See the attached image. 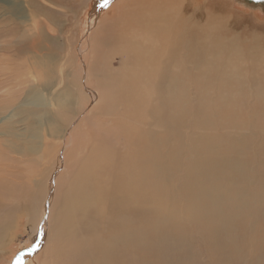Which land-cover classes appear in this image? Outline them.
Listing matches in <instances>:
<instances>
[{
  "label": "bare ground",
  "instance_id": "1",
  "mask_svg": "<svg viewBox=\"0 0 264 264\" xmlns=\"http://www.w3.org/2000/svg\"><path fill=\"white\" fill-rule=\"evenodd\" d=\"M102 7L93 11L92 20ZM122 18L130 20L126 14ZM156 39L149 52L137 55L139 59L126 56L128 59L121 60L123 65L137 67L128 96L118 98L122 103L126 100L123 107H116L113 100L97 104L98 96L90 89L94 106L78 122L80 126L77 124L83 147L80 142L74 144L77 133L67 132L56 144L60 152L53 148L54 158L44 149L43 145L50 144L44 134L36 133L41 138V151L31 159L28 154L21 158L25 156L30 165L32 161L31 166L39 165L36 168L51 165L45 176L41 168L38 177L29 173V165L15 168L18 164L7 146L0 144V246L17 209H24L36 247L25 257L26 264H180L184 255L188 256L187 264H232L225 261L227 255L238 258L239 252L246 250V237L251 238L254 249L257 233L251 222L260 220L264 213V145L254 136L246 137L248 131L234 138L228 129L243 126L257 113L259 119L264 117L263 111L245 107L248 85L264 90V80L258 72L246 77L237 71L240 61L252 58L251 52L248 56L242 49L232 56V73L237 71L236 76H226L219 65L206 82L209 97L205 92L198 94L200 105L195 113L203 119L197 117L194 125L209 132L192 136L188 162L183 166L186 212L179 218L172 214L169 220L162 215L160 220H153L144 214L145 196L158 194V203L168 199L169 183L182 165L173 144L186 104V94L178 90L176 42L170 38L164 46L158 42L160 38ZM121 44L120 53L128 48V44L124 48ZM1 55L0 114L12 106L21 89L23 96L30 91L24 106L51 104L45 95L35 91L50 88L52 81L46 73H39L26 58L22 66L10 70L7 55ZM191 56L195 58L197 52ZM41 81L44 85H40ZM215 87L219 91L214 96ZM107 96L110 94H101ZM145 115L150 116L155 131L143 128ZM261 132L260 127L255 130V134ZM67 152L74 157L81 152L80 159L68 161ZM182 219L190 223L186 239H190L192 247L186 254L170 258L172 240L185 236ZM257 264H264V259Z\"/></svg>",
  "mask_w": 264,
  "mask_h": 264
},
{
  "label": "rangeland",
  "instance_id": "2",
  "mask_svg": "<svg viewBox=\"0 0 264 264\" xmlns=\"http://www.w3.org/2000/svg\"><path fill=\"white\" fill-rule=\"evenodd\" d=\"M94 4L95 0H0V59L1 54L7 55L11 65L6 63L3 67L8 65L11 70L14 66H22L21 61L26 58L39 73H46V78L52 81L47 90L43 87L40 91L35 87V91L51 101L45 107L24 106L30 91L24 92L27 97L21 93L22 89L16 93L17 98L13 99L12 106L0 114V144L7 146L18 164H15V168L20 170L29 165V173L37 174V177L41 168L40 172L43 169L45 176L51 170V165L36 168L39 165L31 166L32 161L30 165L25 156L21 158L28 154L31 159L41 151V138L36 133L40 136L44 134L46 142L50 143L43 145L44 149H48L47 153L54 158L56 150L60 152L56 144L62 142V135L67 132L77 133L74 144H78L81 141L78 122L94 106L90 89L98 96L97 104L113 100L112 104L115 103L116 107H123L126 100L122 103L118 98L124 100L123 96H128V87L133 83L137 67L128 63L123 65L121 60L129 57L139 59L137 55L149 52L151 45L156 44V38H160L158 42L164 46L168 39L173 38L178 56V90L186 94L183 100L186 104L173 138V144L178 149L177 159L182 165L169 183L171 190L168 199L158 203V194L148 193L145 196L144 214L153 220H160V215L169 220L172 214L179 218L186 212L182 192L183 166L188 162L192 136L209 132L203 126L195 128L194 125L197 117L203 119V116L195 113L200 105L198 94L205 92L209 97L206 82L210 74L219 70V65L231 78L241 70L246 77L258 72L264 80V13L244 7L234 0H113L104 5L92 20L90 15L96 11ZM124 14L130 20L122 18ZM120 43L122 48L125 43L128 44L129 50L124 48V52L120 53ZM241 49L248 56L251 52L252 58L240 61L237 71L232 73V56L240 53ZM195 52L197 56L193 58L191 53ZM225 56L228 57L225 59ZM40 85H44V81ZM214 90L215 96L219 88L215 87ZM102 93L110 96L101 97ZM253 93L256 95L252 96ZM245 95V107L253 106L264 113V90L249 84ZM227 102L230 103L229 100ZM259 118L257 113L243 126L229 128L228 133L236 138L245 135L243 131H248L247 134H250H246V137L254 136L259 144L264 145V117ZM143 119L146 122L143 128L155 131L150 116L145 115ZM259 127L262 132L255 134ZM77 153L75 157L69 153L67 160L80 159L81 152L78 156ZM41 179L38 178L39 181ZM262 182L264 187V176ZM33 185L32 182L29 184L31 190ZM168 201L171 202L170 206L164 209ZM28 218L24 209H17L5 242L0 246V264H26L25 257L35 252ZM181 223L185 236L172 240L170 258L182 252L186 254L192 247L190 239H186L190 223L186 219H182ZM251 228L257 233L254 249L250 244L251 238L246 237V250L239 252L238 258L228 254L226 262L250 264L252 261L257 264L264 259V213L260 220L251 222ZM187 263L188 256L184 255L180 264Z\"/></svg>",
  "mask_w": 264,
  "mask_h": 264
},
{
  "label": "water",
  "instance_id": "3",
  "mask_svg": "<svg viewBox=\"0 0 264 264\" xmlns=\"http://www.w3.org/2000/svg\"><path fill=\"white\" fill-rule=\"evenodd\" d=\"M112 1L113 0H108V3ZM234 1L244 7L255 9L261 13H264V0H234ZM104 5H106L105 0H95V4L93 5V7H95L96 11H98V9H100V7Z\"/></svg>",
  "mask_w": 264,
  "mask_h": 264
},
{
  "label": "snow or ice",
  "instance_id": "4",
  "mask_svg": "<svg viewBox=\"0 0 264 264\" xmlns=\"http://www.w3.org/2000/svg\"><path fill=\"white\" fill-rule=\"evenodd\" d=\"M108 3V0H105V4H107Z\"/></svg>",
  "mask_w": 264,
  "mask_h": 264
}]
</instances>
